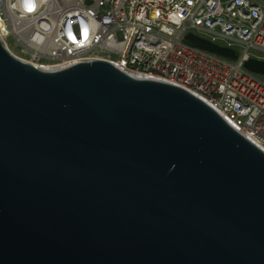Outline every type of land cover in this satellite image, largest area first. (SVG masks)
Wrapping results in <instances>:
<instances>
[{
	"label": "water",
	"instance_id": "1",
	"mask_svg": "<svg viewBox=\"0 0 264 264\" xmlns=\"http://www.w3.org/2000/svg\"><path fill=\"white\" fill-rule=\"evenodd\" d=\"M0 264H264V152L179 86L0 39Z\"/></svg>",
	"mask_w": 264,
	"mask_h": 264
},
{
	"label": "built area",
	"instance_id": "2",
	"mask_svg": "<svg viewBox=\"0 0 264 264\" xmlns=\"http://www.w3.org/2000/svg\"><path fill=\"white\" fill-rule=\"evenodd\" d=\"M190 33L238 59L186 44ZM0 39L42 70L101 60L179 86L264 152V81L245 68L264 61V0H0Z\"/></svg>",
	"mask_w": 264,
	"mask_h": 264
},
{
	"label": "rangeland",
	"instance_id": "3",
	"mask_svg": "<svg viewBox=\"0 0 264 264\" xmlns=\"http://www.w3.org/2000/svg\"><path fill=\"white\" fill-rule=\"evenodd\" d=\"M8 41H9L10 46L13 48V50L21 53V51H20L21 49L19 48V46L16 44V42L12 38H9ZM257 77L264 81V76L257 75Z\"/></svg>",
	"mask_w": 264,
	"mask_h": 264
},
{
	"label": "clouds",
	"instance_id": "4",
	"mask_svg": "<svg viewBox=\"0 0 264 264\" xmlns=\"http://www.w3.org/2000/svg\"><path fill=\"white\" fill-rule=\"evenodd\" d=\"M13 7H15V5H13Z\"/></svg>",
	"mask_w": 264,
	"mask_h": 264
}]
</instances>
